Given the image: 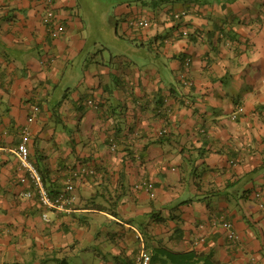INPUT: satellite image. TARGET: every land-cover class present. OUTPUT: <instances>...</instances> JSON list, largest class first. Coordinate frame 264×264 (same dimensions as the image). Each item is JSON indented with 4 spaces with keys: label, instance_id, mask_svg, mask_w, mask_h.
Wrapping results in <instances>:
<instances>
[{
    "label": "crops",
    "instance_id": "obj_1",
    "mask_svg": "<svg viewBox=\"0 0 264 264\" xmlns=\"http://www.w3.org/2000/svg\"><path fill=\"white\" fill-rule=\"evenodd\" d=\"M184 1L0 0V264H264V0Z\"/></svg>",
    "mask_w": 264,
    "mask_h": 264
},
{
    "label": "built area",
    "instance_id": "obj_2",
    "mask_svg": "<svg viewBox=\"0 0 264 264\" xmlns=\"http://www.w3.org/2000/svg\"><path fill=\"white\" fill-rule=\"evenodd\" d=\"M43 16L42 24L48 29V33L52 39L59 38L65 31L63 25L56 20V15L53 8V0H44L43 2ZM137 26L146 28L149 26L147 21L137 23ZM186 33H183L185 35ZM189 61H186V66ZM90 104V103H89ZM32 113L27 118V123L31 124L35 121L39 113V107L34 105L31 109ZM241 111V109H240ZM235 119V116H232ZM161 134V133H160ZM30 131L28 127L21 130L20 143L16 149V157L19 161L20 169L23 174L19 178V184L28 187V190L22 193V197L32 199L36 198L39 205L46 210L57 211L60 213H71L73 208L74 197L72 196L74 187L68 183L64 190L60 191L55 196H51L49 191L44 185L43 178L38 171L36 165L32 162L29 156L28 143L30 141ZM136 190H144L150 196H153V185L151 183H141L134 187ZM46 219V215H43ZM221 228L225 231L226 239L231 246L239 243L240 238L233 230L231 223L227 221L221 222ZM133 264H151L150 254L142 249L134 260Z\"/></svg>",
    "mask_w": 264,
    "mask_h": 264
},
{
    "label": "trees",
    "instance_id": "obj_3",
    "mask_svg": "<svg viewBox=\"0 0 264 264\" xmlns=\"http://www.w3.org/2000/svg\"><path fill=\"white\" fill-rule=\"evenodd\" d=\"M158 1H161V2H163V3H166V2H172V1H184V0H158ZM194 1H198V2H200V3H204V4H206V1H208V0H194ZM217 1H233V0H217ZM152 2H154V1H152ZM185 2V1H184ZM153 5H155V6H152V4H151V8L152 9H155L156 7H158V5L157 4H153ZM90 103V104H89ZM87 104H89V105H92V106H96V104L97 103H95L94 101H86V105ZM94 104V105H93ZM240 109L241 108H238V110L240 111ZM243 109V108H242ZM242 109H241V111H242ZM240 111V112H241ZM236 118V117H235ZM37 167V166H36ZM38 169V168H37ZM39 171V170H38ZM40 172V171H39ZM41 174V173H40ZM42 176V175H41ZM50 193V195L51 196H55V195H53L51 192H49ZM173 257H174V255H173V253H171V252H167L166 253V261H164V263L162 262V264H165V263H167L168 262V259H173ZM150 258L152 259V257H151V255H150ZM170 263H173V264H175L176 263V261L175 260H172V261H169ZM213 264H217V263H213Z\"/></svg>",
    "mask_w": 264,
    "mask_h": 264
},
{
    "label": "rangeland",
    "instance_id": "obj_4",
    "mask_svg": "<svg viewBox=\"0 0 264 264\" xmlns=\"http://www.w3.org/2000/svg\"><path fill=\"white\" fill-rule=\"evenodd\" d=\"M84 259V258H83ZM90 259V257L88 258L87 256H86V258L84 259V262H82V263H79V262H75V260H74V264H86V261H88Z\"/></svg>",
    "mask_w": 264,
    "mask_h": 264
}]
</instances>
